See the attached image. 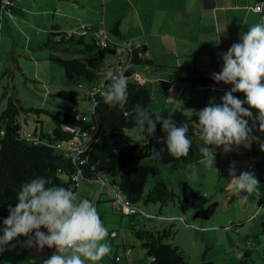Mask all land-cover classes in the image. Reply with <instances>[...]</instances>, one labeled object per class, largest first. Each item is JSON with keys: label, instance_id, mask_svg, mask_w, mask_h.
<instances>
[{"label": "rangeland", "instance_id": "1", "mask_svg": "<svg viewBox=\"0 0 264 264\" xmlns=\"http://www.w3.org/2000/svg\"><path fill=\"white\" fill-rule=\"evenodd\" d=\"M105 1L107 5L105 13L101 0L96 2L98 10L93 9L92 6H86L79 9V12L87 15L89 10L88 14L97 17L98 25H102L100 23L103 22L101 21L103 18L112 28L114 24H110L111 11L115 10L116 13L124 11L125 0ZM113 1H116L115 4L110 6ZM22 2H27L25 5L27 10L20 11L13 2L11 13L14 19L4 11H0V115L6 109L9 99H18L23 110L19 111L16 121L23 130L32 133L37 128L45 133L53 128V122L45 113H36L31 109H45L50 112L68 109L88 115L91 104L89 101L82 100L73 103L58 96V92L62 89H77L66 80L60 65L51 59L55 52L43 46L49 37L53 25L51 23H61L58 13L39 14L35 12L36 8L32 0H22ZM77 7L78 5L70 3L65 6V9ZM167 21L172 22V20ZM82 24L87 25V23L78 24L73 30L81 32ZM109 36L113 43L122 44V39L118 40L110 33ZM115 51L116 56L125 57L126 52L123 47L117 46ZM58 55L63 58L70 57L63 53ZM111 60L113 61L114 58ZM156 66H137L134 70L145 81L144 85L150 95L149 109L153 112H167L168 117L177 126L188 123V138L192 144L186 157L175 158L167 153L163 143H157V139L166 134L156 132L155 136L151 137L152 150L153 148L157 152L162 148L165 150L159 158H154L151 151V156L145 160L151 166L154 175L148 178L144 190L147 191L154 184L164 183L173 193V199L164 205L137 203L136 206L143 213L153 218L140 219V215L130 216L126 211L114 212L109 201L110 197L104 189L96 211L108 229L109 235L106 242L110 245L111 251L99 261H86L85 264H133L135 262L150 264L141 248L140 241L131 231L132 224L137 221H142L148 228L158 230L172 228L174 234L165 242L178 246L183 251L187 264H239L240 260L243 264H264V229L261 224L264 221V208H258L255 201L249 199L241 201L233 197L228 175L230 164H234L237 175L241 171L252 172L259 179L258 170L264 171V152L255 147L256 159L252 156H235L231 161L228 159V154L241 150L233 147L232 151L226 154L220 147H216L213 168L208 167L203 162L205 158L198 151L204 145L200 144L199 137L193 134L197 118L192 115L191 110L199 111L204 108L196 101L198 96L193 87L199 84L185 80L187 75L181 76L180 70ZM105 71L110 73L112 69L105 67ZM161 80L168 81L171 84L169 88L162 89ZM71 113L74 112L71 111ZM127 133L134 140L138 139V134L133 130H128ZM247 153H251V150ZM195 154H200L203 159L200 162L193 161L197 156ZM216 154H219V160L216 159ZM190 155L194 156L192 159H187ZM217 165H219L218 168ZM101 176L106 182L112 183L111 177L105 174ZM76 180L74 194L77 199L84 198L82 192H89L91 196L88 199L94 203L100 190L99 184L79 176ZM183 192L187 201L183 200ZM212 202H217L218 205L209 219L193 217L196 210L204 209ZM0 223L2 228L3 221ZM230 224L233 225L232 228H229ZM41 231L46 230L42 228ZM111 231L116 232V237L110 236ZM26 239L28 237H17L10 242L15 247H6L5 251L0 252V264H43V260L55 251L54 248L47 247L42 251L26 248L22 246ZM123 247H132L129 257L125 256ZM244 251H247V255L240 258L238 252L244 253ZM115 256L120 257L116 262H114Z\"/></svg>", "mask_w": 264, "mask_h": 264}, {"label": "trees", "instance_id": "2", "mask_svg": "<svg viewBox=\"0 0 264 264\" xmlns=\"http://www.w3.org/2000/svg\"><path fill=\"white\" fill-rule=\"evenodd\" d=\"M109 33L115 37L119 35L117 23ZM43 46L55 52L51 59L60 65L66 80L77 88L62 89L58 96L73 103L78 100L89 101L91 110L86 115L76 113L75 110H71L74 112L71 113L68 109L54 112L31 109L36 113L48 115L53 122V128L45 133L35 128L34 132H28L33 137L28 139L23 136L27 131L16 121L19 111L23 110L20 101L8 100L6 109L0 115V218L8 216V207L15 205L20 186L32 178H49L52 184L74 193L78 176L91 182L101 179L100 176L105 174L111 177L112 183L109 184L115 185L128 203L138 209L128 215L153 219L143 213L136 204L142 202L144 205H164L172 201L173 193L164 183L154 184L147 191L144 190L148 178L154 175L151 166L145 161L151 156L152 138L145 134L142 139L134 140L127 133L128 130L135 132L132 117L124 114L131 112L133 107L139 104L154 114L168 117L165 111L153 112L149 109L150 95L144 85L145 81L139 83L135 78V67L152 64L151 59L145 55L144 46H123L126 54L125 57H120L115 55V48L119 45L112 41L102 44L90 33L80 34L54 27L51 28ZM129 48L130 52L127 53ZM56 53L70 57L63 58ZM127 57H130L129 62ZM126 62L128 66L123 74L128 79V103L124 110L110 108L100 94L103 91L101 85L108 83L105 77L109 72L105 71V67L113 72ZM82 132L92 135L88 142L82 138ZM156 132H162L160 124H157ZM263 174L260 170L259 195L253 193L248 197L257 203L258 208H264ZM183 195V200L187 201L185 192ZM217 205V202H212L204 209L196 210L193 217L207 220L214 214ZM261 224L264 229V221ZM131 231L140 241L150 264H187L183 251L178 246L165 242L173 236L172 228L158 230L148 228L142 221H137L132 224ZM125 248L127 247H123V250ZM129 248L132 251V247ZM246 255L247 251H244L240 258ZM239 264L243 262L240 260Z\"/></svg>", "mask_w": 264, "mask_h": 264}, {"label": "clouds", "instance_id": "3", "mask_svg": "<svg viewBox=\"0 0 264 264\" xmlns=\"http://www.w3.org/2000/svg\"><path fill=\"white\" fill-rule=\"evenodd\" d=\"M6 7H10V0H2L0 11H5ZM7 15L14 19L10 11ZM221 58L222 68L212 73L211 78L232 87L225 92L219 104L210 103L199 111L191 110L197 118L193 134L204 145L198 151L210 168L215 162V152L209 145L222 147V151L228 153L234 146L247 149L257 142L260 151L264 152V142L252 135L254 130L264 133V23H257L241 34L239 42L232 44ZM105 80L108 83L101 85L103 91L100 93L104 103L110 108L124 110L128 103L127 77L122 71H113ZM237 92L243 93V100L233 95ZM244 104L248 107L245 108ZM250 109L256 111L255 117ZM124 114L132 117L139 139L145 134L154 137L156 126L160 124L166 135L158 138L157 143H163L172 157L188 155L192 144L188 138V123L177 126L170 118L154 114L139 104ZM164 150L157 152L153 148V157L159 158ZM228 175L231 193L241 201H247L253 193L259 195V181L252 172L241 171L237 175L235 165L230 164ZM42 228L46 231H41ZM0 233V252L6 247L14 248L10 242L17 237H28L22 244L26 248L38 251L45 247L54 248V253L44 259L43 264H85L86 261H99L111 251L106 242L108 229L99 218L94 203L84 198L77 199L72 191L52 184L43 176L32 178L20 186L16 203L9 205Z\"/></svg>", "mask_w": 264, "mask_h": 264}, {"label": "crops", "instance_id": "4", "mask_svg": "<svg viewBox=\"0 0 264 264\" xmlns=\"http://www.w3.org/2000/svg\"><path fill=\"white\" fill-rule=\"evenodd\" d=\"M32 1L36 13H58L61 23L51 24H53L52 27L59 30L64 28L63 30L74 31L73 29L81 23L98 26L97 17L88 14L89 10L87 15L79 12V9L86 6H92L93 9L98 10L99 7L96 3L98 0ZM13 2L20 11L27 10L25 6L27 2H22V0H13ZM13 2L11 1L12 6ZM115 2L113 1L110 6H113ZM70 3H74L78 7L66 10L65 6ZM124 3V11L116 13L115 10H112L110 16V24H118L119 35L116 38L122 39V44L116 45L121 47L126 46L124 44L142 45L145 48L146 57L152 61L149 66H166L180 70L181 76L187 75L185 80L199 84V86L193 85V87L198 96L196 101L203 107L210 103L219 104L225 92L232 87V85L222 82L217 83L211 78L212 73L219 72L222 68L221 54L226 52L232 44L238 43L240 35L251 26L264 23V0H125ZM257 4L261 5L260 11L254 9ZM101 5L105 13L106 1L101 0ZM167 20H172V22L168 23ZM101 21L103 22L100 24H103L104 28L109 31L111 29L109 23L103 18ZM110 41H112L111 38ZM233 95L241 100L244 99L243 93L237 92ZM243 106L248 107L247 104ZM250 111L253 116L257 115L254 109H250ZM251 125L252 121L250 120L249 126ZM252 135L258 137L260 142H264V133L254 130ZM200 144L203 142L201 141ZM256 144L258 143L253 142L247 149L243 146H234L235 149L241 151L229 153L228 159L232 161L235 156H252L253 159H256L257 154L254 149L255 147L259 148V144L257 146ZM209 147L216 148L211 145ZM248 150H251V153H247ZM195 155L197 156L193 161L200 162L203 159L200 154ZM193 156L190 155L187 159H192ZM216 156V159L219 160V154ZM218 167L219 165H217ZM260 170L264 173L262 169H259L258 172ZM100 178L106 181L102 176ZM81 194L84 199L91 196L89 192ZM102 194L104 192H98L95 197L96 210ZM109 197L111 202L112 198L110 195ZM88 200L90 201V199ZM158 211L160 212V208ZM0 219L3 221L2 218Z\"/></svg>", "mask_w": 264, "mask_h": 264}, {"label": "built area", "instance_id": "5", "mask_svg": "<svg viewBox=\"0 0 264 264\" xmlns=\"http://www.w3.org/2000/svg\"><path fill=\"white\" fill-rule=\"evenodd\" d=\"M1 4H2V0H1ZM11 6H12V3L10 1V7H6L4 12L7 13V11H11ZM254 9L257 11H260L261 5L260 4L255 5ZM81 29H82L81 32H79L80 34H86V33L90 32V34H92L95 38H97L98 41L102 44H105L107 41H110L109 34L104 29L103 25L99 26V27H96V26L92 27V25H89V24H87V25L82 24ZM128 52H130V48L128 49L127 53ZM129 59H130V57H127V62H129ZM127 62L124 65H120L118 67L117 71L123 72L124 70H126V68L128 66ZM135 78L138 80L139 83L144 82L142 79L139 78L138 75H135ZM23 136L25 138H28V139L33 138L32 135L28 132L24 133ZM81 136H82V138H84L86 140V142H88L92 137V135H90V134L88 135L85 132H82ZM79 151L80 150H78V152ZM262 178L264 179V174L262 175ZM95 182H98V184L100 186L99 192H103V190L106 189V192L111 196V198H112L111 207H112L114 212L121 213L122 211H126L128 214V213H134L135 211L138 210L135 206L130 205L128 203L126 197L121 193V191L117 187L115 188V185H110L109 183H107L106 181H104L102 179H96ZM232 227H233V225L230 224L229 228H232ZM114 235L115 234L113 232L110 233L111 237H113ZM124 250H125V256H129L131 253V248L127 247ZM238 254H239V256L241 255L240 252H238ZM118 259H119V256L114 257V261H117Z\"/></svg>", "mask_w": 264, "mask_h": 264}, {"label": "water", "instance_id": "6", "mask_svg": "<svg viewBox=\"0 0 264 264\" xmlns=\"http://www.w3.org/2000/svg\"><path fill=\"white\" fill-rule=\"evenodd\" d=\"M160 86H161L162 89H167V88H169L170 83L168 81H166V80H161L160 81Z\"/></svg>", "mask_w": 264, "mask_h": 264}]
</instances>
